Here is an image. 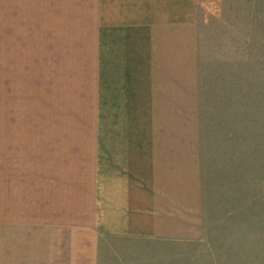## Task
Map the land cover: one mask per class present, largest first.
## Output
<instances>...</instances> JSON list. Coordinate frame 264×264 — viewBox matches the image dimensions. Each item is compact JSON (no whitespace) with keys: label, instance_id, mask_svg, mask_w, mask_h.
<instances>
[{"label":"crops","instance_id":"1","mask_svg":"<svg viewBox=\"0 0 264 264\" xmlns=\"http://www.w3.org/2000/svg\"><path fill=\"white\" fill-rule=\"evenodd\" d=\"M254 1L0 0L3 116L20 76L35 104L0 123V264H98L105 236L192 235L201 41L244 37Z\"/></svg>","mask_w":264,"mask_h":264},{"label":"rangeland","instance_id":"2","mask_svg":"<svg viewBox=\"0 0 264 264\" xmlns=\"http://www.w3.org/2000/svg\"><path fill=\"white\" fill-rule=\"evenodd\" d=\"M209 28L201 41L202 207L194 232L174 240L105 236L98 264H264V0L254 1L244 37ZM15 85L23 96L14 99L16 118L9 107L3 116L1 98L0 123L26 125L21 116L35 104L21 76Z\"/></svg>","mask_w":264,"mask_h":264}]
</instances>
